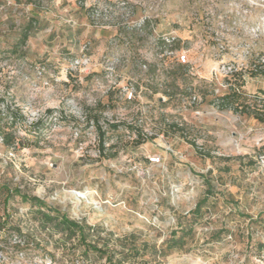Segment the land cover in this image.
I'll return each mask as SVG.
<instances>
[{"label":"rangeland","instance_id":"rangeland-1","mask_svg":"<svg viewBox=\"0 0 264 264\" xmlns=\"http://www.w3.org/2000/svg\"><path fill=\"white\" fill-rule=\"evenodd\" d=\"M262 58L264 0H0V118L23 120L0 139V264H264V124L214 102L264 94Z\"/></svg>","mask_w":264,"mask_h":264},{"label":"trees","instance_id":"trees-1","mask_svg":"<svg viewBox=\"0 0 264 264\" xmlns=\"http://www.w3.org/2000/svg\"><path fill=\"white\" fill-rule=\"evenodd\" d=\"M33 22V20H32ZM31 26V25H30ZM30 29V28H28ZM28 37V34H24L22 38V42H24ZM252 65L255 68H251ZM251 75L258 76L264 75V65L254 62L250 66ZM256 69V71H254ZM240 85L238 88H234L230 86L228 91L222 94L221 96H216L214 99L215 104L220 109L232 108L234 105L235 110H238L240 114H245L247 116H251L257 122L264 124V94L261 96H245L243 101H240V97H244L243 94L239 91L241 88ZM236 105V106H235ZM53 112L52 109L46 111V115H50ZM5 119L3 121L0 118V139L4 146L6 147H15L18 145L17 137H16V126L19 125L23 120L22 116L17 112V110H12L6 108V113L4 114ZM114 129L117 126H112ZM169 127L172 131H181V128L177 124H170ZM46 128L43 119L37 120L32 124V130H28V133L38 134L41 133ZM37 130V131H36ZM103 132H99V142L100 146L103 147ZM143 141V140H142ZM141 143V142H140ZM203 157H210L208 154H203ZM207 184V182H205ZM7 192L5 201L12 198L13 195H17L20 197L21 201L30 203L32 206H37V209L34 212V217L38 219L39 223L44 228H53L56 232L64 234L65 237L74 236L76 233L80 235V240H85V235L83 233L84 226L74 222L72 220L67 219L64 215H60L55 212L50 207H47L41 200L35 197H29L24 194H21L18 189L9 190L4 188ZM208 192H210V188L206 190L205 197L202 198L194 207V209L190 212L194 218H198L201 216V208L205 206L207 202V198L209 197ZM5 223L0 224V229L4 228ZM185 232H191V228L185 229L181 232L180 236H177L176 232H172L170 237L164 241V246L166 249L170 250L172 248L183 245V238L185 237Z\"/></svg>","mask_w":264,"mask_h":264},{"label":"built area","instance_id":"built-area-1","mask_svg":"<svg viewBox=\"0 0 264 264\" xmlns=\"http://www.w3.org/2000/svg\"><path fill=\"white\" fill-rule=\"evenodd\" d=\"M179 60H180V62L185 63L186 62V56L184 54L180 55L179 56ZM256 63L264 65V59L263 58L259 59ZM251 68L253 69V68H255V66L252 65ZM254 71H256V69H254ZM220 72L225 74V75H228V74H232L233 70H232L231 67L222 66ZM191 101H192V103H196L198 101V97L197 96H192ZM149 162L151 164H157V163L160 162V158L159 157H151V158H149ZM90 231L92 232L93 230H90ZM113 237H116V235H113ZM46 264H50V263H46ZM125 264H127V263H125ZM163 264H170V263L169 262H165Z\"/></svg>","mask_w":264,"mask_h":264}]
</instances>
